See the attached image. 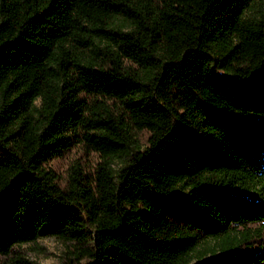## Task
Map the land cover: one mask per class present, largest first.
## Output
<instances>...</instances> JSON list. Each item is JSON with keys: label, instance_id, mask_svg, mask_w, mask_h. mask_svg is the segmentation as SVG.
<instances>
[{"label": "trees", "instance_id": "1", "mask_svg": "<svg viewBox=\"0 0 264 264\" xmlns=\"http://www.w3.org/2000/svg\"><path fill=\"white\" fill-rule=\"evenodd\" d=\"M261 1L0 0V256L264 264Z\"/></svg>", "mask_w": 264, "mask_h": 264}, {"label": "rangeland", "instance_id": "2", "mask_svg": "<svg viewBox=\"0 0 264 264\" xmlns=\"http://www.w3.org/2000/svg\"><path fill=\"white\" fill-rule=\"evenodd\" d=\"M255 10L264 12V0L255 6ZM36 106H40V100L35 101ZM130 160V154L115 158L112 163V168L115 172L120 170ZM68 162V160H66ZM66 166L65 161H60L56 164L59 170L64 169ZM258 183L255 181H248L244 186L241 187L246 195L250 197L261 196V191L257 188ZM264 234V233H263ZM264 236V235H263ZM88 245H92L91 242ZM214 241L208 239L206 242L200 245V247L193 253V260L190 264H195L199 260L197 256L201 251L206 248L212 247ZM72 246L70 242L62 239L55 238L53 236L41 237L36 239L34 242H29L15 246L9 257L4 258L0 256V264L9 263L8 258L15 260L17 257H21L28 262V264H86V259H74L72 254ZM211 254H206L203 259H209Z\"/></svg>", "mask_w": 264, "mask_h": 264}]
</instances>
